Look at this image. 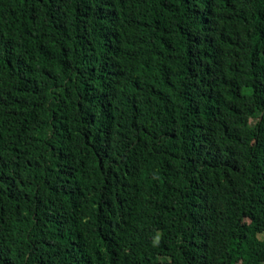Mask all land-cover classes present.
<instances>
[{
	"label": "trees",
	"instance_id": "trees-1",
	"mask_svg": "<svg viewBox=\"0 0 264 264\" xmlns=\"http://www.w3.org/2000/svg\"><path fill=\"white\" fill-rule=\"evenodd\" d=\"M0 264H264V0H0Z\"/></svg>",
	"mask_w": 264,
	"mask_h": 264
}]
</instances>
